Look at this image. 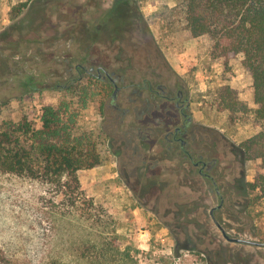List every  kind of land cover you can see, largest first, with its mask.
<instances>
[{
	"label": "rangeland",
	"instance_id": "rangeland-1",
	"mask_svg": "<svg viewBox=\"0 0 264 264\" xmlns=\"http://www.w3.org/2000/svg\"><path fill=\"white\" fill-rule=\"evenodd\" d=\"M25 1L0 0V122L27 118L39 129L45 105L72 100L80 127L103 132L104 141L102 163L78 172L86 201L56 184L0 171V249L11 262L87 264L81 252L105 239L129 252L134 264H264V247L223 238L209 216L219 203L208 192L210 184L197 170L182 169L163 143L164 133L178 125L172 104L165 99L146 104L142 120L134 95L118 111L109 108L112 88L98 80L84 76L70 92L61 90L76 78L75 64L85 55L94 70L99 65L111 72L123 69L134 82H156L167 93L180 85L197 120L228 129L240 144L260 130L256 121L229 124L222 115L213 122L205 113L212 94L225 86L249 109L257 108L243 55L215 57L202 41L178 43L165 36L157 18L173 0H31L21 13L14 12ZM27 76L34 78L32 88L25 85ZM125 107L129 113L122 119ZM128 130L134 138L128 154L143 147L154 154L142 173L146 179L141 171L132 176L131 167L121 170L125 161L119 154L125 149L115 135ZM231 170L222 169L219 178L231 181ZM239 171V195L217 216L230 237L264 242V199L247 190L264 171L260 161L249 163L246 157ZM146 188L149 195L141 193Z\"/></svg>",
	"mask_w": 264,
	"mask_h": 264
},
{
	"label": "trees",
	"instance_id": "trees-1",
	"mask_svg": "<svg viewBox=\"0 0 264 264\" xmlns=\"http://www.w3.org/2000/svg\"><path fill=\"white\" fill-rule=\"evenodd\" d=\"M29 1L18 4L14 12L21 13ZM173 1L174 5L164 6L157 18L165 36L178 43L202 41L215 57L243 55L242 65L251 74L257 108L249 109L234 90L225 86L212 94L205 115L213 122L226 116L229 124L256 121L260 130L241 142L240 147L246 160L260 161L264 171V0ZM33 79L27 76L25 85L31 87ZM103 134L80 127L78 109L72 100L47 104L42 108L39 129L27 118L0 122V171L56 184L64 194L70 192L74 199L86 201L78 172L102 163L99 148ZM247 190L257 199H264V172L247 183ZM80 256L87 258V264H134L129 252H120L105 239ZM0 264H13L2 249Z\"/></svg>",
	"mask_w": 264,
	"mask_h": 264
},
{
	"label": "flooded vegetation",
	"instance_id": "flooded-vegetation-1",
	"mask_svg": "<svg viewBox=\"0 0 264 264\" xmlns=\"http://www.w3.org/2000/svg\"><path fill=\"white\" fill-rule=\"evenodd\" d=\"M89 62L90 58L88 56H80L74 67L77 74L76 78L72 77L71 81L63 86L61 90L69 89L74 83L83 79L82 77L84 76L95 81L98 80L112 88L111 94L108 98L109 108L118 111L121 106L132 100L131 97L134 95L136 97L135 100L141 103L136 106V110L138 113V119L142 120V117L145 116L143 112H146L147 110L146 104H159L164 99L167 100L169 105L172 104L177 111V118L171 120L173 122L176 121L178 125L175 126L173 130H167L164 133L163 143H166L168 148L172 149L174 154L178 156L177 158H179L180 161L178 163L182 169L186 171L197 170V174L210 184L211 187L208 188V192H213V196L218 199L219 203L210 209L209 216L223 238L230 243L247 244L233 241V239L246 238L230 237L228 234L231 233V230L226 227L217 216V212L225 207L226 202H229L228 200L230 198L234 200L235 196L239 195L241 189V174H239V166H242L245 154L241 149L240 144L236 143V136L231 131L229 132L228 129H216L213 126L205 125L197 120L195 114H191L192 101L180 88V85H177L167 93L166 89L156 82L143 80L144 82L136 83L133 78H128L124 74L123 69L111 72L104 66L99 65L94 70V68L87 66V63ZM126 81L128 83L124 84ZM142 84L145 85L144 89L140 87ZM145 92L146 96L144 95ZM168 111L169 110L167 109L166 112ZM120 112V117L125 119L129 113V108L125 107ZM116 122H118V120ZM152 129L153 128L149 130L151 133L155 135L156 133H159L158 130L152 131ZM129 133L130 130H128L124 136L117 133L115 139L116 143L121 144V147H124L125 149V153L119 154V157H121V159L123 158L125 161L122 162L121 170L124 171L131 167L132 176H137L138 171H141L142 174L143 170L146 171V169L150 168V165L148 166L147 164L150 161V157L154 154L152 155L146 147H143L140 152H137V149L133 148V151L128 154L127 151H131L130 144L134 140L133 137H128ZM115 153L116 151H114V154ZM229 167H232L230 175L233 179L231 181H224V179L221 180L219 175L221 174L222 169H229ZM143 178L146 179L147 176H143ZM141 191L143 195H146L151 189L146 188L141 189ZM149 194L150 193L148 192V195ZM171 202L173 201L171 200ZM174 209H176V207H174ZM190 215L191 214L186 213L185 217L189 218L191 217ZM257 247H264V245Z\"/></svg>",
	"mask_w": 264,
	"mask_h": 264
},
{
	"label": "water",
	"instance_id": "water-1",
	"mask_svg": "<svg viewBox=\"0 0 264 264\" xmlns=\"http://www.w3.org/2000/svg\"><path fill=\"white\" fill-rule=\"evenodd\" d=\"M235 242H241V243H247L251 245H256V246H262L264 243L253 241V240H246V239H233Z\"/></svg>",
	"mask_w": 264,
	"mask_h": 264
},
{
	"label": "crops",
	"instance_id": "crops-1",
	"mask_svg": "<svg viewBox=\"0 0 264 264\" xmlns=\"http://www.w3.org/2000/svg\"><path fill=\"white\" fill-rule=\"evenodd\" d=\"M7 8V7H6ZM10 7H8V9H9Z\"/></svg>",
	"mask_w": 264,
	"mask_h": 264
},
{
	"label": "built area",
	"instance_id": "built-area-1",
	"mask_svg": "<svg viewBox=\"0 0 264 264\" xmlns=\"http://www.w3.org/2000/svg\"><path fill=\"white\" fill-rule=\"evenodd\" d=\"M144 236H146V235H144Z\"/></svg>",
	"mask_w": 264,
	"mask_h": 264
}]
</instances>
